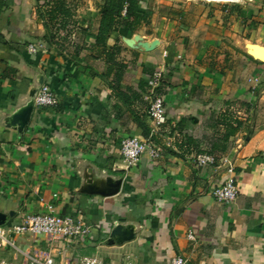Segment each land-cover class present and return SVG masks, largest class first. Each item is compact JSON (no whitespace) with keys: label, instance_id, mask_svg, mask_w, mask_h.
Wrapping results in <instances>:
<instances>
[{"label":"crops","instance_id":"1","mask_svg":"<svg viewBox=\"0 0 264 264\" xmlns=\"http://www.w3.org/2000/svg\"><path fill=\"white\" fill-rule=\"evenodd\" d=\"M45 1H0L4 227L51 210L84 220L91 236L55 243V264L84 256L99 264H170L178 255L189 264H264V5L201 0L167 11L164 2L151 0L152 35L118 31L109 39V46L120 40L127 48L122 90L141 94L140 82L152 76L145 69L166 72L167 122L155 139L162 157L145 154L128 166L121 142L147 137V106L116 95L103 58L74 60L45 40L38 14ZM87 1L94 32L100 1ZM135 35L159 44L149 52L131 48L126 40ZM40 44L44 49L29 52ZM43 84L58 96L57 108L35 104ZM200 154L216 162L199 166ZM225 160L235 165L240 187L231 204L212 195L228 178ZM117 226L134 235L112 236ZM8 236L15 247L2 249L7 264L47 248L42 236Z\"/></svg>","mask_w":264,"mask_h":264},{"label":"built area","instance_id":"2","mask_svg":"<svg viewBox=\"0 0 264 264\" xmlns=\"http://www.w3.org/2000/svg\"><path fill=\"white\" fill-rule=\"evenodd\" d=\"M5 1V0H0ZM44 49V45H30L28 50L36 53ZM166 72L156 70L148 81L149 93L146 101L149 103L148 118L150 121V133L145 139L138 137H128L121 142L120 155L128 166H133L142 156L148 154L153 161H158L162 157V149L156 144L155 139L162 131L167 122V110L164 96L161 93L165 87ZM258 81L252 82V90L256 91ZM35 104L42 108H57L59 98L56 93L48 86L43 85L35 98ZM216 159L208 154L197 156L199 166L214 164ZM227 180L212 191L215 200L220 204H231L235 202L240 195V187L236 174L235 165L225 160ZM91 227L84 220L69 215H59L51 210L47 214H29L26 215L22 222L17 225L0 227V264H7L2 260V249L10 246L15 247V243L9 239L12 236H42L45 239L47 248L42 250L35 248L26 253H22V264H55L52 256L53 246L57 242H84L91 236ZM190 239L194 240L192 234ZM70 264H99L98 259L91 256H84ZM170 264H189L183 256H176Z\"/></svg>","mask_w":264,"mask_h":264},{"label":"trees","instance_id":"3","mask_svg":"<svg viewBox=\"0 0 264 264\" xmlns=\"http://www.w3.org/2000/svg\"><path fill=\"white\" fill-rule=\"evenodd\" d=\"M151 0H102L96 2L98 9L95 20V31H91V24L86 18L87 0H46L40 5L38 14L46 28L45 40L52 44L60 54L71 56L74 60L83 55L92 58H103L107 64L106 76L112 77L111 85L116 95L125 103L134 102L147 106L142 93H149L148 81L140 82L141 94L129 88L122 90L121 85L129 63L122 58L127 50L120 40L114 46H109V39L118 31L124 34L145 32L152 35V19L154 8ZM88 37L94 39L89 43ZM147 74L154 71L145 69ZM149 119V118H148ZM224 121H227V119ZM241 126V122H236ZM147 137L150 128L145 130Z\"/></svg>","mask_w":264,"mask_h":264},{"label":"water","instance_id":"4","mask_svg":"<svg viewBox=\"0 0 264 264\" xmlns=\"http://www.w3.org/2000/svg\"><path fill=\"white\" fill-rule=\"evenodd\" d=\"M126 43L131 48H136V46L139 45L141 48H143L147 52L153 51L159 44L158 41H153L151 43L146 42L139 35H135V37L131 40H126ZM251 47L255 48V46H253V45ZM260 58H263V56H261ZM108 184H110V185L112 184V187H115V186L119 187L121 182H113L112 180H108ZM7 221H8L7 216L5 214L0 213V227L6 226ZM121 235L132 237L134 234H133L132 230H125L124 227H122V226L115 227L112 231V236H121Z\"/></svg>","mask_w":264,"mask_h":264},{"label":"rangeland","instance_id":"5","mask_svg":"<svg viewBox=\"0 0 264 264\" xmlns=\"http://www.w3.org/2000/svg\"><path fill=\"white\" fill-rule=\"evenodd\" d=\"M98 1H102V0H98ZM156 1H160V2H164V5L168 6L166 7L167 11L170 10V8H173V5H178V6H185L186 8L189 6H192L193 4L197 3V2H201V0H156ZM207 1V0H206ZM243 1H248V2H259L258 4H263L264 5V0H242L241 2H239L238 4H242ZM213 2H218L220 4H229V3H234V2H226V1H213ZM247 2V4H249ZM152 4V3H151Z\"/></svg>","mask_w":264,"mask_h":264}]
</instances>
